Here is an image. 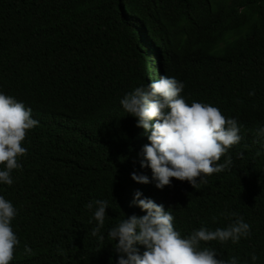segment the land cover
<instances>
[{
    "label": "trees",
    "instance_id": "obj_1",
    "mask_svg": "<svg viewBox=\"0 0 264 264\" xmlns=\"http://www.w3.org/2000/svg\"><path fill=\"white\" fill-rule=\"evenodd\" d=\"M160 75L184 84L187 103L240 126V143L218 161L231 163L194 188L175 179L155 187L141 167L148 140L119 103ZM0 91L38 121L13 184L0 185L18 210L10 264H115L107 231L144 214L136 191L171 210L182 237L242 217L248 237L201 247L264 264V0H0ZM93 200L108 202L104 240L91 235Z\"/></svg>",
    "mask_w": 264,
    "mask_h": 264
},
{
    "label": "clouds",
    "instance_id": "obj_2",
    "mask_svg": "<svg viewBox=\"0 0 264 264\" xmlns=\"http://www.w3.org/2000/svg\"><path fill=\"white\" fill-rule=\"evenodd\" d=\"M183 89L181 81L160 75L150 83L135 87L119 101L148 140L142 148L141 167L151 170V180L161 190L171 186L173 179L187 181L193 188L197 183H207V177L223 172L231 163L227 157L223 164L218 161L241 141L237 120L226 118L210 104L187 103L181 95ZM37 126L31 108L0 91V185L13 184L11 173L22 167L19 158L27 152L23 146L26 134ZM257 136L264 138V127L257 130ZM131 179L138 184L150 182L147 176L135 173ZM133 204L144 214L124 216L107 231L108 239L115 241V264H238L236 258H217L216 249L201 247V243L237 244L250 234V225L242 217L233 214L234 222L224 228L201 227L182 237L175 230L171 210L165 211L163 205L142 198L140 191L134 193ZM87 208L92 210L96 222L91 235L104 240L101 229L105 226L108 202L93 200ZM17 215L13 203L0 195V264H10L20 245L12 228ZM138 246L144 249L142 254ZM24 250L31 252L27 245ZM256 260L253 254L252 264Z\"/></svg>",
    "mask_w": 264,
    "mask_h": 264
}]
</instances>
